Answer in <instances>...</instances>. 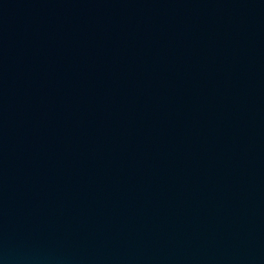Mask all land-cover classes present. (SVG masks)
I'll list each match as a JSON object with an SVG mask.
<instances>
[{"label": "water", "instance_id": "obj_1", "mask_svg": "<svg viewBox=\"0 0 264 264\" xmlns=\"http://www.w3.org/2000/svg\"><path fill=\"white\" fill-rule=\"evenodd\" d=\"M0 264H264V0H0Z\"/></svg>", "mask_w": 264, "mask_h": 264}]
</instances>
